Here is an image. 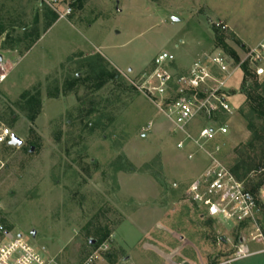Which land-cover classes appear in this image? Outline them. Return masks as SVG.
Segmentation results:
<instances>
[{
	"label": "rangeland",
	"instance_id": "1",
	"mask_svg": "<svg viewBox=\"0 0 264 264\" xmlns=\"http://www.w3.org/2000/svg\"><path fill=\"white\" fill-rule=\"evenodd\" d=\"M0 26V131L24 141L0 144L1 221L12 235L45 246L52 264H264V252L230 261L241 239L262 235L248 246L264 248V212L257 231L203 217L185 194L209 153L231 170L264 163V118L249 114L244 83L247 53L264 43V0H0ZM26 28L41 36L28 50ZM162 51L175 57L174 77L224 59L226 134L178 148L184 136L144 88ZM25 91L40 101L34 117ZM208 124L195 121L192 137Z\"/></svg>",
	"mask_w": 264,
	"mask_h": 264
},
{
	"label": "built area",
	"instance_id": "2",
	"mask_svg": "<svg viewBox=\"0 0 264 264\" xmlns=\"http://www.w3.org/2000/svg\"><path fill=\"white\" fill-rule=\"evenodd\" d=\"M174 61L175 57L170 52H160L154 59V69L144 88L160 97L161 110L171 121L174 134L184 136L177 140L178 148H183L192 139L205 143L226 134L228 125L217 120L220 113L232 112L227 97L221 93L232 76L224 59L214 56L209 57L208 62L197 60L186 74L177 77L166 69ZM245 61L250 63L257 76L264 75V43L250 48ZM174 85L180 88L181 95L171 99L168 94ZM202 117L209 124L199 128L197 139H194L190 127ZM12 134L9 128L2 129L0 144H10ZM209 155L207 166L185 186L187 199L207 219L236 224L249 223L259 231V216L264 212V165L252 174L251 182H246L239 179L217 153ZM178 187L179 184L175 183L174 188ZM2 213L0 199V264L55 263V258L50 257L45 246H35L22 235H12L1 221ZM259 237L262 238V235L245 240L246 244L241 239L230 261L264 252V248L251 251L248 246L250 241ZM92 262L93 258L90 257L83 264Z\"/></svg>",
	"mask_w": 264,
	"mask_h": 264
},
{
	"label": "trees",
	"instance_id": "3",
	"mask_svg": "<svg viewBox=\"0 0 264 264\" xmlns=\"http://www.w3.org/2000/svg\"><path fill=\"white\" fill-rule=\"evenodd\" d=\"M55 13H51V17L48 14H45V28L44 32H46L54 23L55 21ZM25 29L24 33V40H29L28 44L26 45V49H30L41 37L38 33V30L32 29ZM0 33H3V28L0 26ZM245 79L244 83L247 84L248 80H251V85L249 84L250 89L247 92V104L249 106V114L253 117L256 116L257 118H264V81L259 82V79L255 73H251L250 70L245 67ZM29 91H25L22 93V99H26L28 104L33 103V109H35V113L32 117H34L40 108V101L36 96H30ZM28 98V99H27ZM34 111V110H33ZM7 148H14V146L7 144ZM264 156V155H263ZM263 164H252L247 163L246 161H237L235 166L232 168V172L241 180H243L244 176L252 171H258L262 168ZM241 170H244V173H240Z\"/></svg>",
	"mask_w": 264,
	"mask_h": 264
},
{
	"label": "water",
	"instance_id": "4",
	"mask_svg": "<svg viewBox=\"0 0 264 264\" xmlns=\"http://www.w3.org/2000/svg\"><path fill=\"white\" fill-rule=\"evenodd\" d=\"M174 19L177 20V18H174ZM1 59H2V56L0 55V60ZM23 143H24V141L20 137H18L16 134H12L11 140H10V145L20 147L23 145ZM33 234H34V236L36 235L35 232ZM94 242H95L94 240L91 241V243H94Z\"/></svg>",
	"mask_w": 264,
	"mask_h": 264
},
{
	"label": "crops",
	"instance_id": "5",
	"mask_svg": "<svg viewBox=\"0 0 264 264\" xmlns=\"http://www.w3.org/2000/svg\"><path fill=\"white\" fill-rule=\"evenodd\" d=\"M257 254V253H256Z\"/></svg>",
	"mask_w": 264,
	"mask_h": 264
}]
</instances>
